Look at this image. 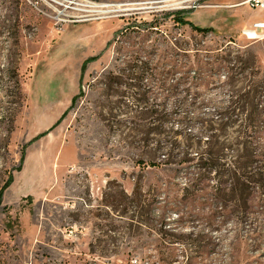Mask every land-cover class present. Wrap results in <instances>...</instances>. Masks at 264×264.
<instances>
[{
	"label": "rangeland",
	"instance_id": "rangeland-1",
	"mask_svg": "<svg viewBox=\"0 0 264 264\" xmlns=\"http://www.w3.org/2000/svg\"><path fill=\"white\" fill-rule=\"evenodd\" d=\"M248 1L0 0V264H264V188L237 222L215 175L188 193L192 164L161 165L188 151L186 118L192 155L218 115L241 121L215 133L228 163L262 151L264 40L242 31L264 12ZM138 186L145 207L126 198Z\"/></svg>",
	"mask_w": 264,
	"mask_h": 264
},
{
	"label": "trees",
	"instance_id": "trees-1",
	"mask_svg": "<svg viewBox=\"0 0 264 264\" xmlns=\"http://www.w3.org/2000/svg\"><path fill=\"white\" fill-rule=\"evenodd\" d=\"M182 14L183 13H178L175 19L176 23L183 26H190L194 31L205 35L213 32L212 29H202L193 25L191 22L187 21L182 16ZM19 84L18 86H20ZM216 118L217 119L209 122V132H212L213 134L207 141V150L198 151L196 156L192 155L191 150L193 151L195 148L201 150L203 148V138L202 136H193L192 132H188V127L190 122H192V119L186 118L184 121H181L180 124L186 133L185 138H187L186 140L189 142V145L186 146L189 152H182L180 150V146L178 147L177 144L174 145V143H172V149H169V147L164 148L166 150V154L163 155L165 158L162 159L161 165L163 164L165 166H173L179 164L184 165L188 163L192 164V172L190 173V178H188L189 183L187 184L186 188L188 193H191V190H195L197 188L198 189L196 192H200L201 190L199 188V183H201L203 177L215 175V179L219 181L218 185L220 187L217 192L223 194H221V196L225 202H227L229 198L230 202L233 203L232 208H228L230 210L232 209L231 211L229 210L230 214L238 218V222L243 216H247L249 214L250 205L252 203V191L256 190V188H264V166L258 167V165L264 163V147L260 153H254L253 150L256 147L250 150L248 148L247 142L244 144H239L237 145L238 148L234 152L235 155L233 156V160L228 163L224 155L225 146H222V144L218 142V137H216L215 133L216 131H220L225 135L227 128L230 127V125L236 124L239 121V117L237 116L236 118L235 115H218ZM255 120L256 115L253 114L247 116L245 119H242V123H244L243 125L248 126V128L245 130V132L238 131V133L243 134L246 137L249 136V131L251 130V126H253ZM214 124L219 128L215 129L213 126ZM12 132L13 127L10 133ZM46 135L47 133L40 135L37 137L36 141L42 137H45ZM211 140L214 142H211ZM215 140L217 142H215ZM241 145L242 148H240ZM6 149L8 150L9 147L6 146ZM168 149L169 151H167ZM176 150H178V153L174 154ZM178 158H181V160L178 161ZM150 166L156 167L159 165L155 162H151ZM18 170L20 171L21 169ZM186 170L189 171L191 169L187 168ZM13 179L14 177L11 178V180L3 187L0 192V207L3 204V196L6 190H8L10 185L13 183ZM194 195L195 194L192 193V196ZM126 198L132 200V203L138 208L142 206L145 207L143 205L144 201L142 199V191H140L139 186L136 188L131 197ZM225 206H227V204H225ZM225 206L224 211L227 210V207ZM142 222L143 221H140V223Z\"/></svg>",
	"mask_w": 264,
	"mask_h": 264
},
{
	"label": "built area",
	"instance_id": "built-area-1",
	"mask_svg": "<svg viewBox=\"0 0 264 264\" xmlns=\"http://www.w3.org/2000/svg\"><path fill=\"white\" fill-rule=\"evenodd\" d=\"M252 9L264 12V0H249L247 3ZM243 37L249 41L264 40V18L253 24L252 27L242 31Z\"/></svg>",
	"mask_w": 264,
	"mask_h": 264
},
{
	"label": "bare ground",
	"instance_id": "bare-ground-1",
	"mask_svg": "<svg viewBox=\"0 0 264 264\" xmlns=\"http://www.w3.org/2000/svg\"><path fill=\"white\" fill-rule=\"evenodd\" d=\"M95 8H102V9H105L107 8L108 6H100V7H97V6H94Z\"/></svg>",
	"mask_w": 264,
	"mask_h": 264
}]
</instances>
